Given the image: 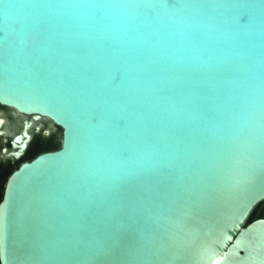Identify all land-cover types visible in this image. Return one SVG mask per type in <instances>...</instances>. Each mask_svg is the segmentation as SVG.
Here are the masks:
<instances>
[{
	"label": "water",
	"instance_id": "95a60500",
	"mask_svg": "<svg viewBox=\"0 0 264 264\" xmlns=\"http://www.w3.org/2000/svg\"><path fill=\"white\" fill-rule=\"evenodd\" d=\"M0 104V264H264V0H0Z\"/></svg>",
	"mask_w": 264,
	"mask_h": 264
},
{
	"label": "flooded vegetation",
	"instance_id": "af4514ba",
	"mask_svg": "<svg viewBox=\"0 0 264 264\" xmlns=\"http://www.w3.org/2000/svg\"><path fill=\"white\" fill-rule=\"evenodd\" d=\"M32 115H26L18 112L13 107L4 106L0 104V167L8 163L10 166H14L15 163L20 162L28 157L29 154H37L42 150L50 149L54 146L56 141V131L54 124L50 123L49 119L41 118L40 120L34 119ZM44 119V120H43ZM26 121L32 122L27 132L30 134V139L26 143V147L23 150V154L19 159L7 156V153L13 149V143L17 136L23 135ZM52 125V126H51ZM37 126H40L39 130ZM47 130V133L45 131ZM24 138V136H22ZM37 144V146H36ZM19 149L20 141H16ZM7 148V153L4 149ZM8 170L5 169V172ZM4 172V173H5ZM4 175V174H3ZM3 192V185L0 179V199Z\"/></svg>",
	"mask_w": 264,
	"mask_h": 264
},
{
	"label": "rangeland",
	"instance_id": "374dc122",
	"mask_svg": "<svg viewBox=\"0 0 264 264\" xmlns=\"http://www.w3.org/2000/svg\"><path fill=\"white\" fill-rule=\"evenodd\" d=\"M37 146V144H36ZM34 154H29L28 157L33 156ZM16 164V163H15ZM15 166H10L8 163L4 164L2 167H0V179H1V184H3L6 176L9 174V172L14 168ZM8 170L5 172V169ZM5 172V173H4ZM4 174V175H3ZM258 211L262 212L264 214V202L259 206Z\"/></svg>",
	"mask_w": 264,
	"mask_h": 264
},
{
	"label": "trees",
	"instance_id": "16d2710c",
	"mask_svg": "<svg viewBox=\"0 0 264 264\" xmlns=\"http://www.w3.org/2000/svg\"><path fill=\"white\" fill-rule=\"evenodd\" d=\"M258 209H259V207H257V208L255 209V211L253 212V214H252V216H251L250 219H254V218H256V217H260V216L263 215V213L260 212V211H258Z\"/></svg>",
	"mask_w": 264,
	"mask_h": 264
},
{
	"label": "snow or ice",
	"instance_id": "6c2138e0",
	"mask_svg": "<svg viewBox=\"0 0 264 264\" xmlns=\"http://www.w3.org/2000/svg\"><path fill=\"white\" fill-rule=\"evenodd\" d=\"M25 135H26V133H25ZM5 211H6L5 209H0V221H2V219L5 215Z\"/></svg>",
	"mask_w": 264,
	"mask_h": 264
},
{
	"label": "bare ground",
	"instance_id": "6f19581e",
	"mask_svg": "<svg viewBox=\"0 0 264 264\" xmlns=\"http://www.w3.org/2000/svg\"><path fill=\"white\" fill-rule=\"evenodd\" d=\"M41 120H42V119H41ZM43 120H44V119H43ZM45 120H46V119H45ZM33 121H34V119H33ZM50 123H51V122H50ZM33 124H34V123H33ZM33 124H32V125H33ZM51 126H52V125H51Z\"/></svg>",
	"mask_w": 264,
	"mask_h": 264
}]
</instances>
